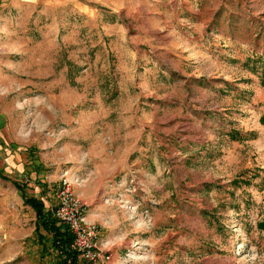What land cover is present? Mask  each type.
Returning a JSON list of instances; mask_svg holds the SVG:
<instances>
[{
  "label": "rangeland",
  "instance_id": "1",
  "mask_svg": "<svg viewBox=\"0 0 264 264\" xmlns=\"http://www.w3.org/2000/svg\"><path fill=\"white\" fill-rule=\"evenodd\" d=\"M31 11L0 50L25 193L54 206L65 172L114 264H264V0ZM33 223L0 178V264H51Z\"/></svg>",
  "mask_w": 264,
  "mask_h": 264
},
{
  "label": "built area",
  "instance_id": "2",
  "mask_svg": "<svg viewBox=\"0 0 264 264\" xmlns=\"http://www.w3.org/2000/svg\"><path fill=\"white\" fill-rule=\"evenodd\" d=\"M54 196L51 214L67 226L72 235L69 247L77 252L80 262L104 264L109 259L107 241L99 240L97 227L86 219L85 204L75 195L65 172L59 176Z\"/></svg>",
  "mask_w": 264,
  "mask_h": 264
},
{
  "label": "trees",
  "instance_id": "3",
  "mask_svg": "<svg viewBox=\"0 0 264 264\" xmlns=\"http://www.w3.org/2000/svg\"><path fill=\"white\" fill-rule=\"evenodd\" d=\"M258 122L264 125V111L259 115ZM27 156L30 161H33L35 159L34 151L28 150ZM32 169L34 173L39 171L38 167L34 165ZM0 178L7 180L1 174ZM9 181L18 192L22 204L30 207L33 211L34 223L30 239H34L38 245L39 258L47 256L51 264H79L80 260L77 252L69 247L72 235L67 226L52 216L51 209L45 208L39 197L25 193L26 184L24 182ZM41 186L43 188V185ZM41 229L44 232H41Z\"/></svg>",
  "mask_w": 264,
  "mask_h": 264
},
{
  "label": "crops",
  "instance_id": "4",
  "mask_svg": "<svg viewBox=\"0 0 264 264\" xmlns=\"http://www.w3.org/2000/svg\"><path fill=\"white\" fill-rule=\"evenodd\" d=\"M53 1L55 0H0V50L4 49V38L9 36L15 37V27H21L22 22L26 23L29 20L30 14H32L31 10L37 8L39 4H51ZM3 118L4 115L0 112V174L5 171L14 176L11 177L10 175L4 173L3 175L1 174L7 178V180L22 181L21 179L24 178L25 181H28L21 171L23 166L25 169H28V166L26 167L27 164H30V168L32 169L34 161L27 162L26 159L23 158V153L19 152L18 148L15 147L12 140L8 136ZM38 176L39 172L35 173V176L31 179L37 181L39 180ZM45 208L49 210L51 209V207ZM119 258L120 255L117 251L112 253L109 252V259L104 264H114V262L118 261ZM79 264L82 263L79 262Z\"/></svg>",
  "mask_w": 264,
  "mask_h": 264
}]
</instances>
